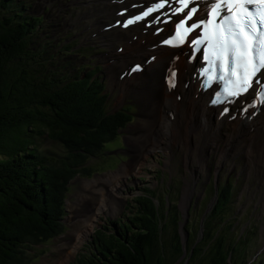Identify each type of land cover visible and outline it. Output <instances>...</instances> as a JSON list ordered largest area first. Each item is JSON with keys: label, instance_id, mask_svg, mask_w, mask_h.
<instances>
[{"label": "trees", "instance_id": "trees-1", "mask_svg": "<svg viewBox=\"0 0 264 264\" xmlns=\"http://www.w3.org/2000/svg\"><path fill=\"white\" fill-rule=\"evenodd\" d=\"M43 23L23 1L0 0V264H29L27 249L63 231L68 182L126 123L119 113L107 115L95 70L82 77L58 67L52 43L38 39ZM40 141L60 144L65 155L55 160ZM227 192L185 247L177 211L154 194L136 198L127 222L114 233L99 231L95 251L75 264H247L223 217Z\"/></svg>", "mask_w": 264, "mask_h": 264}, {"label": "rangeland", "instance_id": "rangeland-1", "mask_svg": "<svg viewBox=\"0 0 264 264\" xmlns=\"http://www.w3.org/2000/svg\"><path fill=\"white\" fill-rule=\"evenodd\" d=\"M23 1H25L26 4H31L37 8V13L39 15L45 14L46 24L49 25L46 32L50 34V39L55 41V45H59L61 41H63V44L70 42L76 45L74 48L73 45L70 46V50L74 54L72 57L68 55L69 53L67 51H60V45L58 48L52 49L49 52L51 56L55 54L58 60V67L65 70L68 75L73 76L76 74L75 69L82 65L90 64L89 59H92L93 61H91L93 63L86 67L90 70L95 67L99 68L95 77L99 76L102 67V81L106 86L105 92L109 94L107 110L109 112H116L125 107L124 112L132 116V122L127 125L126 130L122 133L123 135L118 136L114 145L109 144L105 147L106 150L113 148H118L119 150L114 156L112 162L101 163L102 161L100 159L91 158L85 165L90 168L91 174L80 172L69 182L67 188L68 192H66L67 195L65 198L67 211L65 220H67L69 226L66 224L65 230L62 234L52 240L48 245L40 247L34 246V249L37 248V253L33 254V251L30 253V249H27L30 263L73 264L75 262L74 257L77 254L92 249L90 238L93 236L95 230L102 227L110 229L111 222L113 223L117 217H120L122 221H125V216H128L135 211L133 208L134 203L131 199L144 193L147 188H156L159 185H161L162 193L167 192L166 189L173 183L172 177L175 175L178 176L176 181L179 182L177 183V188L179 190L176 194L169 197L171 203L168 206L171 211L176 210L178 213V230L181 243L184 247L187 244V240L190 239V234H193L196 226H199L198 224H200L202 215H207V213L210 212L213 205V196L210 190L212 183L215 181V184L219 186L230 176L228 179L230 183H232L233 188L236 184L229 205L230 210L227 214L229 217L228 223L233 225V239L242 241V244L239 246V250L243 251L242 261L245 260L247 264L264 261L263 167L258 166V164L253 165L249 163L243 154L235 156L231 154L229 156L230 158L228 157L227 159L222 160L218 158L219 156L215 152H211L208 155L206 162H201L199 167V165H197L196 154L191 152L193 154L189 157L188 148L183 147L181 145L182 142L180 143L179 140V143L177 142L176 145L171 148L172 151L170 156L162 150H156L153 154L152 150H150L151 154L146 152L147 157L145 155V159H138V162L135 163L136 167L129 170L130 173L133 171H136L137 173L131 174L127 179L125 178V187H119L120 194L115 198H121L120 204H115L116 202H114L113 206L104 208V212L102 211L97 214L96 219L92 221L93 224L88 227L87 230L82 229L83 231H86L84 238L80 235V239L74 240V234H76V231L81 228V226L88 225L87 220L92 219H90V217L88 219L83 217L82 222L77 223L80 218L78 215L74 216L78 218L69 219L73 215L72 210L79 208L83 204H86L88 208L92 209L91 204H93L94 201L96 204L99 200V196L108 186L114 184L113 182L116 180L115 178L103 187L104 178L108 175L115 174L123 165H130L131 162L133 163V161H136L138 157L135 158L132 156V154L134 155L133 149L137 153H142V151L151 147L149 139L152 132L150 131L148 143L140 152L135 148H131L134 145H138V141L144 136V133L139 137L138 134H133L131 131L135 130L134 128H142L137 127V124L142 123L140 120L144 121L145 119L153 118L158 113L150 114L146 110H141V106L139 107L138 102L131 95L123 92L119 86L110 83L109 76L106 73L107 67L113 65L117 57L122 55L123 50L125 51L127 49V40L131 38V34H134V31L136 30V28H133L131 30L123 31L119 26H112V22L117 19L115 11L118 6L110 3L108 0ZM106 25H111V27L104 31L102 26L104 27ZM44 37L45 35L41 34L38 39L40 40ZM41 41L46 42L45 40ZM137 44L138 41L136 43L134 42V45L132 47L130 46L128 50L136 47ZM84 47H88L90 50L93 49L92 53L88 54L85 50L79 54L78 49ZM118 48L123 49L119 52ZM98 50L103 53L95 54L98 53ZM58 51L59 53L56 54ZM87 52L90 53L89 50ZM138 61L142 62L138 59L134 61L132 60V62L129 61L128 65ZM97 65H101V67ZM127 66H124L123 68H127ZM108 69L111 71L115 68L114 66H110ZM121 70L122 67H120L119 71ZM149 123L154 124V121ZM143 131L147 132V130ZM222 132L230 134L234 132V129L232 126L225 125ZM130 139H132V141H130ZM194 139L198 141L197 136H194L193 140ZM39 145L41 150L45 153H53L55 160L63 157L66 153L65 149L58 143L40 141ZM126 151H129L131 156H128ZM160 154L162 155L163 162L160 161ZM171 156L172 158L170 161ZM169 177L170 180H168ZM96 181L98 182L96 189L99 191L97 195L95 197L90 195L85 199L87 201H81L79 197H81L84 186L87 184H93ZM122 182L123 181H121V183ZM99 186L100 189L98 188ZM128 186H134V190L131 188L130 192ZM186 188L189 191V197L187 198L185 205L182 207L183 193ZM150 190L158 194L155 190ZM94 191L95 188L91 189V194ZM128 205H130L129 211L123 213L124 208L128 207ZM247 229H249V231L246 233ZM242 236H244L246 241ZM33 255L35 256L29 257ZM237 264H239V262H237Z\"/></svg>", "mask_w": 264, "mask_h": 264}, {"label": "bare ground", "instance_id": "bare-ground-1", "mask_svg": "<svg viewBox=\"0 0 264 264\" xmlns=\"http://www.w3.org/2000/svg\"><path fill=\"white\" fill-rule=\"evenodd\" d=\"M162 36L147 37L145 45L141 46L140 49L138 48L134 52H128L126 50L123 55L117 57L114 64L110 65L111 67L114 66L115 69L109 71L108 68L110 66L106 69L110 83L121 87L127 92L130 91L134 96L133 98L138 102V105H141V110H146L150 114H155L156 112L158 114L153 118L145 119L144 121L140 120L143 124L139 123L137 127L145 129L134 128L135 130L131 131L133 134H139V137L144 133V136L138 141L139 144L131 148H135L140 152L148 143L150 131L152 132L149 139L151 147L142 151V153H137L133 149L135 158L138 157L137 161H133L134 164L131 162L130 165H123L115 174L108 175L104 178L103 187L115 178L116 180L113 182L114 184L108 186L99 196L96 204L95 201L91 204L92 209L88 208L86 204H83L79 208L72 210L73 215L69 219L78 218L74 217L78 215L80 218L77 223L82 222L83 217L87 219L90 217L92 219H88V225L81 226L76 231L74 240L80 239V235L84 238L86 234L85 230L93 224L92 221L96 219L97 214L102 212L104 208L113 206L114 202H116L115 204H120V199L115 198L120 194L119 187H122L120 181H123L131 174L137 173L136 171L130 173L129 170L136 167L135 163L138 162V159H145L147 157L146 152L151 154L150 150H152V154L156 150L169 153L171 148L178 142V138L180 139L179 142H184L183 145L188 146V154L197 151L198 165H201V162H206L209 153L215 152L218 154V158L222 160L227 159L231 154L242 153L248 162L256 163L258 166L263 165L264 167V113L258 114L255 119L248 122L246 120L242 121V118H238L235 120V125L237 126L235 132L226 135L221 133L220 127L225 122V119H219V115L217 116L218 113L214 109L207 107L208 93L203 94L197 91L198 82L190 78L192 73L191 65H188L187 62L182 63L180 72L177 73V84L174 90L165 87L163 82L164 72L168 62L171 60L172 53L176 52V50L168 51L164 48L155 50L157 58L152 64L146 66L143 72L132 74L130 77L125 76V78L119 81L118 76L124 71L125 68L123 67L125 64L135 58L139 59L146 55L148 47ZM131 42L130 40L128 41V43ZM131 53H135L136 55ZM120 67H122L121 72H119ZM178 95L180 96L179 102L175 99ZM213 113L215 114L213 115ZM170 115L173 116L172 121L170 120ZM152 121H154V124L149 123ZM143 130H147V132ZM194 136H197L198 141L194 139L192 144L190 142L187 145L184 138H192ZM97 185V181L93 184L85 185L81 197H79L80 200H84L85 202L87 201L85 199L90 195L95 197L99 192L96 189ZM93 188H95V191L91 194L90 190ZM98 188L100 189V186ZM183 196L182 207L189 197L187 188L184 190ZM82 229L85 230L83 231Z\"/></svg>", "mask_w": 264, "mask_h": 264}, {"label": "snow or ice", "instance_id": "snow-or-ice-1", "mask_svg": "<svg viewBox=\"0 0 264 264\" xmlns=\"http://www.w3.org/2000/svg\"><path fill=\"white\" fill-rule=\"evenodd\" d=\"M164 2V0H162V3ZM223 0H217V3H222ZM232 3H252L253 0H231ZM260 3H264V0H259ZM179 4H182L184 7L182 9H177V12H183V14L186 17H190L191 13L194 11V9L189 8V0H178ZM185 9H187V11H185ZM151 11V9L149 10ZM213 12H215V8L213 9ZM137 19H139V17H137ZM127 23H131V21H128ZM184 23V20H181L179 24H177V29H179L181 27V25ZM203 23V21H202ZM192 27H195L194 24L191 25ZM245 41H247V37L244 38ZM233 45H236V41L233 40L232 41ZM142 66L137 64L132 66V68L129 70L130 73H134L137 71H142ZM253 71H255V69L253 68ZM173 75H175V73H173ZM244 83H247V80L245 79Z\"/></svg>", "mask_w": 264, "mask_h": 264}, {"label": "water", "instance_id": "water-1", "mask_svg": "<svg viewBox=\"0 0 264 264\" xmlns=\"http://www.w3.org/2000/svg\"><path fill=\"white\" fill-rule=\"evenodd\" d=\"M186 237H187V235H186ZM184 255H185V253H184Z\"/></svg>", "mask_w": 264, "mask_h": 264}]
</instances>
